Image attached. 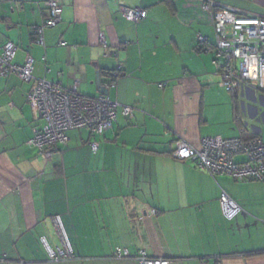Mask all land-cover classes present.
<instances>
[{"label":"crops","instance_id":"1","mask_svg":"<svg viewBox=\"0 0 264 264\" xmlns=\"http://www.w3.org/2000/svg\"><path fill=\"white\" fill-rule=\"evenodd\" d=\"M47 1L0 0V44H16V64L33 57L35 79L90 98L105 86L117 119L102 136L70 130L45 160L28 144L43 124L29 98L34 80L0 77V264H140L139 250L168 264H264V181L214 178L173 153L179 138L200 147L242 129L264 142V91L222 86L204 9L264 18V0H57L62 20L42 45L34 30ZM123 7L148 15L134 22ZM222 192L242 207L232 220ZM56 218L75 256L59 262L42 241L63 246ZM118 247L131 257L116 258Z\"/></svg>","mask_w":264,"mask_h":264},{"label":"built area","instance_id":"2","mask_svg":"<svg viewBox=\"0 0 264 264\" xmlns=\"http://www.w3.org/2000/svg\"><path fill=\"white\" fill-rule=\"evenodd\" d=\"M204 9L210 11L213 17L216 38L214 64L222 77V86L234 93L245 89L264 91V18L247 15L231 7L217 8L214 3L204 5ZM121 11L125 18L134 22L148 15L146 9L139 7H123ZM62 12L57 0L46 2L43 23L34 30L38 44H44V29L56 26L62 20ZM101 40L103 42V38ZM198 40L204 42L205 38L198 34ZM60 44L65 45L66 42ZM16 54L14 42L0 44V77L15 73L24 81L34 80L29 98L43 124L35 130L28 144L36 148L43 159L51 160L58 147L68 143L70 130L88 129L94 135L102 136L113 127L119 107L116 102L106 95L85 97L46 79H35L33 57L28 56L24 64H16ZM133 111L131 106L122 108V113L128 118L133 116ZM244 131L242 129L241 134L232 139L202 138L200 147L179 138L173 153L179 160L193 162L214 178L229 175L237 181H264V142L260 137L245 138ZM90 146L95 152L99 149L97 141L90 142ZM220 203L224 216L229 220L242 211V207L226 192H222ZM55 222L63 235L64 244L54 249L43 239L49 258L54 262L72 259L74 252L63 234L60 218H56ZM115 257L126 259L131 257V252L128 248L118 247ZM136 258L140 264L169 263V260L148 256L145 250H139Z\"/></svg>","mask_w":264,"mask_h":264},{"label":"water","instance_id":"3","mask_svg":"<svg viewBox=\"0 0 264 264\" xmlns=\"http://www.w3.org/2000/svg\"><path fill=\"white\" fill-rule=\"evenodd\" d=\"M97 82L100 83V79ZM254 92H255V90H254ZM101 94H103V95H109V89L106 88L105 86H102L101 85Z\"/></svg>","mask_w":264,"mask_h":264},{"label":"trees","instance_id":"4","mask_svg":"<svg viewBox=\"0 0 264 264\" xmlns=\"http://www.w3.org/2000/svg\"><path fill=\"white\" fill-rule=\"evenodd\" d=\"M121 73H119V75H120ZM244 137L245 138H256V137H258V136H247L246 134H244ZM75 257V256H74ZM66 260H69V259H66ZM63 261V260H62ZM25 263V262H24ZM26 264V263H25Z\"/></svg>","mask_w":264,"mask_h":264},{"label":"rangeland","instance_id":"5","mask_svg":"<svg viewBox=\"0 0 264 264\" xmlns=\"http://www.w3.org/2000/svg\"><path fill=\"white\" fill-rule=\"evenodd\" d=\"M244 157H242V159H243Z\"/></svg>","mask_w":264,"mask_h":264}]
</instances>
